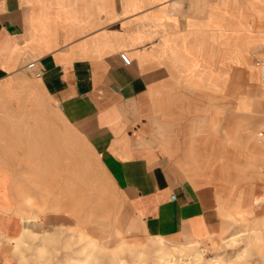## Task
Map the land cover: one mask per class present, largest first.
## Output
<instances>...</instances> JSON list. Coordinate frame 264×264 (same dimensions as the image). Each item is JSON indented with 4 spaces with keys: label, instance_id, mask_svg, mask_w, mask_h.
<instances>
[{
    "label": "crops",
    "instance_id": "obj_1",
    "mask_svg": "<svg viewBox=\"0 0 264 264\" xmlns=\"http://www.w3.org/2000/svg\"><path fill=\"white\" fill-rule=\"evenodd\" d=\"M190 2L0 0V264H16L7 238L25 218L10 170L37 167L11 159L22 151L11 137L57 136L58 121L97 153L151 236L199 242L219 233L244 149L233 113L218 128L212 110L219 89L228 91L218 73L233 66V45L216 17L189 15Z\"/></svg>",
    "mask_w": 264,
    "mask_h": 264
},
{
    "label": "rangeland",
    "instance_id": "obj_2",
    "mask_svg": "<svg viewBox=\"0 0 264 264\" xmlns=\"http://www.w3.org/2000/svg\"><path fill=\"white\" fill-rule=\"evenodd\" d=\"M190 3L189 15L216 17L220 36L233 45V66L218 73L228 91L219 89L212 110L218 128L233 113L236 139L245 147L235 158L231 192L218 210L219 233L199 242L151 236L97 153L58 121L57 136L34 129L11 137L22 150L11 159L37 166L10 170L16 183L11 187L26 198L25 218L16 220V231L23 230L7 238L16 264H264V55L261 66L251 62V54L264 49V0ZM172 6L178 16V4ZM226 19L229 24L222 25ZM35 175L38 183H29ZM20 180L29 182L17 184ZM22 219L30 221L24 225ZM33 224L41 226L38 234L31 231Z\"/></svg>",
    "mask_w": 264,
    "mask_h": 264
},
{
    "label": "built area",
    "instance_id": "obj_3",
    "mask_svg": "<svg viewBox=\"0 0 264 264\" xmlns=\"http://www.w3.org/2000/svg\"><path fill=\"white\" fill-rule=\"evenodd\" d=\"M119 58L124 66H129L130 65V59L125 53H120ZM251 62L254 66L259 67L262 65L263 60H262V51L257 50L251 54ZM27 69H29L32 72V75L34 78H39L40 73L35 70V64L29 63L26 66ZM259 137H261V134H259ZM264 172V171H263Z\"/></svg>",
    "mask_w": 264,
    "mask_h": 264
},
{
    "label": "bare ground",
    "instance_id": "obj_4",
    "mask_svg": "<svg viewBox=\"0 0 264 264\" xmlns=\"http://www.w3.org/2000/svg\"><path fill=\"white\" fill-rule=\"evenodd\" d=\"M29 221H30V220H25L24 222H27V223H28ZM33 225H34V224H33ZM34 226H36V225H34Z\"/></svg>",
    "mask_w": 264,
    "mask_h": 264
}]
</instances>
